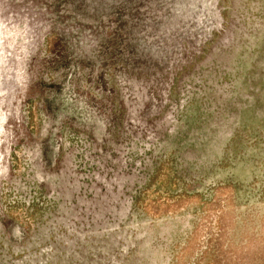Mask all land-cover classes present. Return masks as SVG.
<instances>
[{
  "label": "rangeland",
  "instance_id": "rangeland-1",
  "mask_svg": "<svg viewBox=\"0 0 264 264\" xmlns=\"http://www.w3.org/2000/svg\"><path fill=\"white\" fill-rule=\"evenodd\" d=\"M0 264H264V0H0Z\"/></svg>",
  "mask_w": 264,
  "mask_h": 264
},
{
  "label": "bare ground",
  "instance_id": "bare-ground-1",
  "mask_svg": "<svg viewBox=\"0 0 264 264\" xmlns=\"http://www.w3.org/2000/svg\"><path fill=\"white\" fill-rule=\"evenodd\" d=\"M166 222V221H165Z\"/></svg>",
  "mask_w": 264,
  "mask_h": 264
}]
</instances>
